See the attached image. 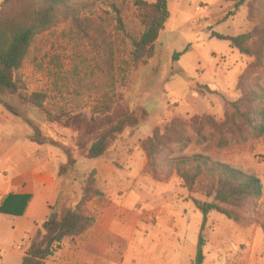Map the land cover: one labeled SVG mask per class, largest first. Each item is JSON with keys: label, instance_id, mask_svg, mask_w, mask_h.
<instances>
[{"label": "rangeland", "instance_id": "1", "mask_svg": "<svg viewBox=\"0 0 264 264\" xmlns=\"http://www.w3.org/2000/svg\"><path fill=\"white\" fill-rule=\"evenodd\" d=\"M3 1L0 0V10ZM140 1L152 4L156 0ZM72 2L83 8L87 15L102 16L107 31L113 37L117 29V13L113 4L121 10L131 34L141 29L142 11L135 0ZM168 7L170 17L160 32L147 65L139 68L133 66L127 57L130 50L128 45L126 48L123 46V52L116 59L118 92L131 109L144 107L149 117L136 129H127L105 156L85 158L75 147L77 134L74 131L46 122L40 110L28 104L24 98L35 92L47 93L45 107L54 114L81 112L87 117L91 116V109L97 99L96 89L91 84L93 78H90L83 62L84 58L91 59L92 55L74 40L68 23L36 39L30 56L17 74L18 94L1 96L4 103L14 105L35 127L0 104L13 117L7 119L1 116L0 129L5 130L7 135L16 134L14 138L10 136V141L21 143L23 155L27 158L44 162L53 160L58 176L62 179L61 187L67 193L65 205L73 206L76 201H80L82 190L91 184L90 179L94 181L92 187L98 190L97 172L94 169L101 162L112 165L123 178L120 179L128 180L120 189L113 185L107 189L110 195L118 193L121 200L130 194L134 198L132 206L137 204L145 207L143 201L148 204L157 196L170 198L173 206L174 201L179 206L178 203L191 200L192 195L167 162L173 157L195 153H203L213 160L253 171L264 184V135L254 132L241 117L231 116V103L252 105L248 97L249 90L258 85L264 89V0H244L243 3L241 0H169ZM230 12L234 14L229 15ZM256 27L260 34H256L247 44L253 50V56L244 55L229 41L211 35L214 31L237 36L252 32ZM177 53H181V56L176 59ZM201 86H208L212 92L206 91L205 95H200L198 91ZM196 116H209L211 120L203 128L191 126L190 121ZM174 119L187 123L184 131H181L179 143L173 141L176 137L169 131H163ZM35 128L39 131L41 142L33 141L36 137ZM155 128H160L161 135L166 136L165 145L168 149L157 156L153 168L141 143L152 135ZM18 138L21 141H17ZM6 140L9 141L8 136ZM70 160H75L76 164L73 166ZM62 167L64 173L60 174ZM95 196L98 195H89L85 206L88 207ZM105 197L101 201L107 199ZM194 197L207 200L200 194ZM192 205L195 207L194 203ZM146 212L156 215L154 210L146 207L140 212L144 221ZM242 213L244 219L234 222L221 213L211 212L203 232L206 241L220 233H224L225 237L226 232L232 233L233 229H262L264 195L257 207L244 209ZM188 215V241L180 251L176 261L178 264H192L199 235L196 229H200L203 221V215L196 207L192 212L189 209ZM156 225L149 228L143 224L141 229H154ZM2 235L4 245L1 255L5 258V264H21L22 259L14 254V250L19 247L24 252L30 245L31 237L24 235L21 239L18 229H6ZM251 245L259 262L264 264L262 230L253 240L250 235L241 234L234 240L230 251L234 248L238 252L243 251L242 254L247 253ZM209 251L211 255L212 249ZM191 256L192 259L189 258Z\"/></svg>", "mask_w": 264, "mask_h": 264}, {"label": "trees", "instance_id": "2", "mask_svg": "<svg viewBox=\"0 0 264 264\" xmlns=\"http://www.w3.org/2000/svg\"><path fill=\"white\" fill-rule=\"evenodd\" d=\"M135 2L140 5L142 11L141 29L136 34H131L127 30L121 10L113 4V9L117 13L115 18L117 29L113 37V34L107 31L106 21L102 16L87 15L83 12L84 9L74 4L72 0H4L0 10V104L12 114L26 119L31 127H35V124L24 117L14 105L4 103L1 96L18 94L17 74L30 56L36 39L55 27L68 23L74 40L87 48L92 55L91 59L86 57L83 62L88 68L90 78H93L91 84L96 89L97 99L91 109V116L87 117L81 112L68 115L54 114L45 107L47 93L35 92L24 98L28 104L40 110L46 122L74 131L77 134L75 147L85 158L96 159L105 156L127 129H136L149 117L144 107L131 109L123 95L118 92L116 59L119 53L123 52V46L126 48L128 45L130 50L127 57L133 66L139 68L147 65L160 32L170 17L169 0H156L152 4L140 0ZM228 14L232 15L234 12ZM258 30L256 27L252 32L237 36L212 31L211 35L219 40L229 41L242 54L253 56L254 52L247 44L256 37V34H260ZM82 54L85 56L83 52ZM180 56L181 53L175 54L176 59ZM199 88L200 95H205L206 91L212 92L208 86ZM248 97L252 105L231 103L233 109L231 116L241 117L254 132L262 136L264 89L258 85L249 90ZM210 120L209 116H196L191 119L190 124L203 128ZM186 126L185 121L174 119L163 131L165 133L169 131V134L176 137L173 141L179 143L182 139L181 131H184ZM35 132L36 137L33 141L41 142L37 128ZM161 133L160 128H155L152 135L141 143V148L147 154L149 164L153 168L157 156L164 149H168L165 145L166 136ZM70 164L74 166L76 161L70 160ZM167 165L175 170L184 187L192 195V202L203 215L192 264H204L206 239L203 232L209 214L218 212L234 222L242 221L244 219L242 211L257 207L262 199L263 181L253 171L213 160L211 156L203 153L173 157L168 160ZM64 167L60 174L64 173L62 172ZM89 182L91 184L82 190L80 201H76L62 219L53 214L58 200L56 195H9L5 199L0 206V212L28 215L41 220L30 245L24 251L22 264H46L62 248L66 240H75L94 224L96 217L85 206V202L89 195L101 193L92 187L93 179ZM196 194L207 200L194 197ZM262 230L264 232V223Z\"/></svg>", "mask_w": 264, "mask_h": 264}, {"label": "crops", "instance_id": "3", "mask_svg": "<svg viewBox=\"0 0 264 264\" xmlns=\"http://www.w3.org/2000/svg\"><path fill=\"white\" fill-rule=\"evenodd\" d=\"M1 116L13 118L2 105L0 119ZM7 136L9 141L6 140ZM10 136L14 138L16 134L7 135L5 130L0 129V169L5 168L0 170V206L9 195H56L58 200L53 213L62 219L71 206L65 205L67 193L61 187L62 179L58 176L53 160L44 162L27 158L23 155L21 143L11 142ZM17 141L21 140L18 138ZM8 170L11 171L10 174ZM95 170L97 188L101 194L95 196L87 208L95 215L96 221L82 236L66 240L46 264H178L176 261L180 251L188 241V210H195L193 202L189 200L178 203L177 206L174 201L173 206L170 198L161 196L152 198L148 204L143 201L146 204L143 210L147 207L154 210L157 216L154 223H147L141 211L135 210L137 204L132 206L134 198L130 194L121 200L118 193L116 196L110 195L107 189L111 185L120 189L128 180L125 178L123 181L112 165L101 162ZM104 197L107 199L101 201ZM14 204L13 200V207ZM39 222L41 220L36 217L0 212V264H5V258L1 255L4 231L18 229L21 239L24 235L32 238L38 230ZM155 223L157 225L154 229H141L143 224L149 227ZM212 230L214 233L215 230ZM233 230L232 233L226 232L225 237L224 233H220L206 241L204 263L263 264L259 262L258 255L254 254L252 245L247 253L242 254L243 251L238 252L234 248L230 251L234 240L241 234L250 235L253 240L262 229ZM145 231L147 235L144 234ZM14 254L22 259L24 252L17 247Z\"/></svg>", "mask_w": 264, "mask_h": 264}, {"label": "built area", "instance_id": "4", "mask_svg": "<svg viewBox=\"0 0 264 264\" xmlns=\"http://www.w3.org/2000/svg\"><path fill=\"white\" fill-rule=\"evenodd\" d=\"M143 208H144L143 205H140V206H136L135 210L140 212L143 210ZM156 218L157 217L155 214H153L151 212H146V220L145 221L147 223H154L156 221ZM144 234L147 235V231H145Z\"/></svg>", "mask_w": 264, "mask_h": 264}]
</instances>
